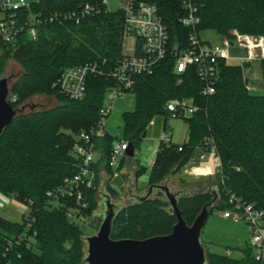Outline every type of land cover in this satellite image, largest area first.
Returning <instances> with one entry per match:
<instances>
[{
	"label": "trees",
	"instance_id": "obj_1",
	"mask_svg": "<svg viewBox=\"0 0 264 264\" xmlns=\"http://www.w3.org/2000/svg\"><path fill=\"white\" fill-rule=\"evenodd\" d=\"M153 1L157 2L169 25L171 43L176 46L178 42L179 52L182 51L187 47L188 30L179 23L178 10L171 4L175 0ZM86 2L95 1L45 0L39 8L75 11ZM199 15L202 31L232 37L231 30L237 29L264 38V0H202ZM43 28L47 32L40 31L37 41L22 35L16 44L0 42L5 55H15L25 67V73L14 83L8 98L14 108H19L25 99L39 91L54 93L61 101L60 105L47 110L19 112L0 136V191L16 194L20 200L33 201V229L37 232V244L32 248L20 247L22 257L14 254L13 264H84L85 242L91 235L89 229L98 230L101 224L92 219L96 208L95 194L101 180L99 167L102 165L107 174L112 173L108 160L115 137L106 132L95 138L103 151L102 157L94 164L96 186L85 191L86 205L78 206L74 198L67 200L75 217L67 213L68 208H46L45 193L76 174L78 160L71 154L76 135L97 124L105 93L114 81L107 75L88 77L87 92L78 100L62 94L54 83L66 68L88 61L107 59L105 69L111 70L123 53V15L102 10L99 14L86 16L79 23L66 21ZM178 54L172 47L152 74L137 76L133 89L136 107L124 112V139L136 149L153 119L164 116L168 120L171 117L165 109L169 99H192L199 107L192 117L184 119L189 125L187 142L159 145L148 184L155 185L164 180L172 173L174 164L178 165L177 170L181 169L195 150L208 151L210 146L206 142L210 138L220 158L221 172L216 173L220 203L215 205L216 201L213 202L209 215L214 208L230 207L229 192L264 209V94H251L248 89L245 69L249 63L235 65L220 60L216 92L206 96L202 92L203 81L194 65L180 76L175 73ZM5 61L6 58L1 57V70ZM261 73L264 78V58ZM180 77L182 82H179ZM14 95L16 101L11 100ZM142 131L143 137H140ZM125 162L127 159L121 167ZM143 170V167L137 168L136 178ZM106 183L112 196L118 194L120 190L111 179L108 178ZM212 199L210 192H201L186 200L197 203L193 210L197 213ZM167 205V202L150 195L117 208L112 238L142 240L169 234L178 219L165 210ZM179 207L191 225L181 207V200ZM25 230L24 218L12 221L0 215V255L5 248L3 238L17 236ZM248 245L240 259L208 250V263L260 264L252 245Z\"/></svg>",
	"mask_w": 264,
	"mask_h": 264
},
{
	"label": "built area",
	"instance_id": "obj_2",
	"mask_svg": "<svg viewBox=\"0 0 264 264\" xmlns=\"http://www.w3.org/2000/svg\"><path fill=\"white\" fill-rule=\"evenodd\" d=\"M44 1L0 0V42L16 44L22 35L32 41H37L41 29L46 25L66 21L79 23L86 16L99 14L102 10L121 12L123 15V53L111 70L105 69L107 59L101 62L88 61L66 68L54 83L62 94L70 99L78 100L83 98L87 92L88 77L107 75L114 81L105 93L97 124L90 130H83L76 135V141L71 150V154L78 160L76 174L45 193L46 208H68L67 213L75 217L66 202L74 198L78 206L86 205L85 191L96 186L97 172L94 164L102 157L103 151L97 146L95 138L108 132L105 130L106 120L112 112L115 100L127 92H133L138 75L152 74L168 51L175 47V43H171L169 25L159 5L153 0H94V3L86 2L75 11H50L47 8H39ZM201 2L202 0H175L171 3L178 10L179 23L188 30L187 47L182 49L177 56L175 73L180 76L189 66L194 65L198 76L203 81V94L210 96L216 92L217 82L220 79V60L230 58L234 47L245 50L241 64L250 63L259 54L264 56V38L240 33L237 30L233 31L231 38L217 41L204 37L203 33L206 31L200 30ZM247 73L248 68L245 69V76L248 78ZM182 81L183 78L180 77L179 82ZM10 95L11 90L9 97ZM16 99L15 95L11 97L12 101ZM165 109L171 113V117L185 119L192 117L199 107L193 103L192 99L172 98L167 101ZM154 123L155 119L150 122V125ZM162 131L159 145L174 143L172 132L167 129V120ZM206 143L210 146L209 150L200 152L199 158L206 160L208 153H214L220 160L213 140L209 138ZM129 148L130 143L126 139L113 142L108 160L112 173L107 174L101 165L99 167L101 181L109 178L114 184V181L122 176L126 162L123 167L121 165L125 159L128 160L130 157ZM188 162H196V158L190 157ZM218 172H221V162L216 173ZM228 197L230 207L222 209L220 215L235 221H246L250 225L252 231L250 244L255 251L256 259L260 264H264V209L244 201L234 193L229 192ZM14 202L23 213L26 230L17 236L3 238L5 248L0 255V264H13L14 254L19 258L22 257L20 247L32 248L37 244V232L33 229L35 222L33 201L31 199L20 200L16 194L0 191V206ZM228 254H231V250H228Z\"/></svg>",
	"mask_w": 264,
	"mask_h": 264
},
{
	"label": "rangeland",
	"instance_id": "obj_3",
	"mask_svg": "<svg viewBox=\"0 0 264 264\" xmlns=\"http://www.w3.org/2000/svg\"><path fill=\"white\" fill-rule=\"evenodd\" d=\"M76 30H79V28ZM234 30L237 29L231 30L232 36ZM41 32H47V29L43 28ZM75 32L79 36H84L79 31ZM240 33L251 34L246 32ZM203 35L204 37H209L217 41V36H215L214 33H212L210 30L204 32ZM218 38H231V36L227 37L218 35ZM232 50L233 54L230 58L227 59V62L235 65L241 64V58L245 54V50L243 51L239 48L234 47L232 48ZM3 56L6 58V61L3 69H0V79L8 78L9 86L10 88H12L14 83L21 77L22 74L25 73V67L15 55H5V50L0 47V59ZM263 58L264 56L262 54H259L257 58H255L249 63L247 73V86L251 94H264V78L261 73V61ZM60 103V98L56 94H50L48 92L39 91L33 93L31 96L25 99L19 109L20 113H30L33 111L47 110L57 105H60ZM135 107V92H127L125 95L120 96L115 100L112 112L107 117L105 126V130L110 132L115 137L114 142H117L119 141V139H124L126 137V124L124 120V112L133 111ZM164 118V116H157L155 119L164 120ZM167 123L168 126L172 128V131H170L172 132L173 142L181 140L183 134L188 132V123L182 118L168 117ZM145 129H147L146 126ZM162 132L163 131L161 130V133ZM142 133L143 131L140 133V137H143ZM158 135L159 133L155 131L154 127H152L151 130L148 129L147 136L140 139L138 146L135 149V156L128 162V166H133L132 171L134 172H136L138 167L144 168V170L139 173L136 178L137 185L139 187L137 188L138 191H136V189L133 190V178L135 175L134 172L133 174H131V179L130 175L128 174L129 171L123 174L125 182L123 179H120L119 184L125 183V190L122 191L119 188L120 191L118 192V194H113V196L108 192V189L106 187L107 179L104 177L105 180L99 181V186L95 194L96 208L93 212L92 219L99 220L101 222L100 227L109 211L107 205L108 200H110L111 203L114 204V208L116 210L117 208H121L131 202L139 200L140 197H145L147 192L150 190L151 186H154L153 191L151 193V197L160 198L162 201L167 202L169 205L165 207V210L171 214H174L169 199L166 196V193L159 186H157L168 184L170 190L173 193L177 194L178 199L181 200V207L184 209L186 219L190 224H193L196 217L201 212V209L197 213H194L193 210L195 207H197V203L189 202L186 199L196 196V194L201 192H210L213 196V199H215L216 201L215 205L220 203V198L218 196L220 189L217 185V177L213 175L210 176L209 179L202 181L207 176L204 172L199 171L203 163L206 165V170L212 169L217 166L219 161L218 157H216L214 153H210L207 156L206 160H201L199 158V150H195L194 154L192 155V158H196V162L187 161L181 167V169L179 168L178 170V165L174 164L171 169L172 173L170 172V174L164 180L160 181L159 183H156L155 185L148 184L152 161L157 153ZM184 142H187V140ZM132 163L133 165H131ZM175 170L177 171L173 172ZM187 181L198 183L193 184L188 183ZM220 211L221 209L219 208L213 209V212L208 216V219L201 235V242L204 245L206 251V264H209L207 258L208 250L220 252L221 254L227 255L233 259H240L243 256V251L245 249H248L249 247L248 243H250L252 233L250 225L246 221H235L232 218L223 217L220 215ZM0 215L12 221H21L23 218V213L17 208L16 202L5 206H0ZM92 219L89 221L92 222ZM176 223L177 220H175V224ZM98 230L90 228L89 232L91 235H93L97 233ZM89 236H87V238ZM85 245L86 261L84 264H89L87 262V239ZM228 250H231V254H228Z\"/></svg>",
	"mask_w": 264,
	"mask_h": 264
},
{
	"label": "water",
	"instance_id": "obj_4",
	"mask_svg": "<svg viewBox=\"0 0 264 264\" xmlns=\"http://www.w3.org/2000/svg\"><path fill=\"white\" fill-rule=\"evenodd\" d=\"M175 53H179L178 42ZM10 86L8 78L0 79V136L13 122L20 112L8 101ZM166 124V119L164 120ZM146 135V134H145ZM130 157H134L135 149L132 145L128 150ZM169 199L173 213L177 216V223L172 231L166 235L153 236L147 239H113L114 204L108 200L109 211L97 233L89 236L88 257L89 264H206V251L201 242V235L210 213V207L215 199L205 204L193 224L189 225L179 207L177 194L173 193L167 184L158 185ZM154 186L150 187V196Z\"/></svg>",
	"mask_w": 264,
	"mask_h": 264
},
{
	"label": "crops",
	"instance_id": "obj_5",
	"mask_svg": "<svg viewBox=\"0 0 264 264\" xmlns=\"http://www.w3.org/2000/svg\"><path fill=\"white\" fill-rule=\"evenodd\" d=\"M212 33H214V35L215 36H217V40H220V38H218V35L219 34H216L214 31H211ZM209 38V37H208ZM211 39V38H210ZM152 127H154V129H155V131L156 132H158L159 133V135H158V145H157V152H158V149H159V138H160V135H161V130H163V128L165 127V124H164V120H157V119H155V123H154V125H150L149 126V130H151V128ZM167 129H169V130H171L172 131V128H170L169 126H168V123H167ZM187 133H185V134H183V137L181 138V140H179V141H177V142H174V143H178V144H181V143H183L184 141H186V140H188V138H189V125H188V127H187ZM147 134H148V132H147ZM147 134L145 135V136H147ZM102 154V153H101ZM210 153H208V155H209ZM156 155H157V153H156ZM156 155H155V157H156ZM135 156V155H134ZM155 157H154V159H153V161H152V165H153V162H154V160H155ZM132 159H133V157H131ZM131 159H129V160H127V163H126V166L124 167V169H123V174L124 173H127L128 171V174L130 175V179H131V174H133V172L134 171H132V169H133V166H128V162L130 161ZM218 161H219V163L217 164V166H215L214 168H212V169H207L206 170V165L203 163L202 164V166H201V168L199 169V171H202V172H204L205 173V175L207 176V177H205L202 181H205V180H207V179H209V177L210 176H213V175H215L216 176V172H217V170H218V168H219V164H220V160L218 159ZM140 164V163H139ZM131 165H133V163L131 164ZM152 165H151V167H152ZM135 173V172H134ZM123 174H122V176L120 177V178H118V179H116L115 181H114V184H115V186L117 187V188H120V190H125V183H123V184H119L120 183V179H123L124 180V182H125V179L123 178ZM217 177V176H216ZM128 180H129V178H128ZM133 180H134V187H133V190H135L136 189V191H138L137 190V188H139L138 187V185H137V179H136V175H134V178H133ZM201 181V182H202ZM188 183H193V182H189V181H187ZM200 182V181H199ZM194 183H198V182H194ZM193 183V184H194ZM168 185V184H167ZM149 193V191L147 192V194ZM146 194V195H147ZM141 198V197H140ZM143 198V197H142Z\"/></svg>",
	"mask_w": 264,
	"mask_h": 264
}]
</instances>
